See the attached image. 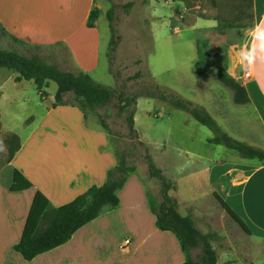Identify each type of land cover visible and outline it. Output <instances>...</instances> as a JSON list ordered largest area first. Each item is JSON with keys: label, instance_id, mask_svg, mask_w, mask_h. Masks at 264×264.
Returning a JSON list of instances; mask_svg holds the SVG:
<instances>
[{"label": "rangeland", "instance_id": "rangeland-1", "mask_svg": "<svg viewBox=\"0 0 264 264\" xmlns=\"http://www.w3.org/2000/svg\"><path fill=\"white\" fill-rule=\"evenodd\" d=\"M99 16L95 19L101 34L102 49L100 62L95 66L89 60L88 72L97 82L120 89L123 80L142 70L143 78L127 82L128 95L141 85L154 80L163 87L205 107L221 127L233 137L252 145L263 142V134L257 113L251 104L234 101L233 90L222 83L217 75L221 64L231 59V44H240L245 30L253 25V0H95ZM133 1L130 8L124 4ZM113 8V25L117 29L119 44L112 62L107 55L111 40L110 20L107 11ZM179 9V11H177ZM16 50L26 56L38 55L46 63L54 64L62 70L82 72L74 66L64 46L54 49L47 47L28 48L19 45L2 33L0 47ZM3 48V47H1ZM228 60V59H227ZM228 65V64H227ZM232 75L237 69L230 72ZM92 71H91V70ZM111 69V71H110ZM16 73L13 69L3 68ZM6 75H0V81ZM57 83L50 80L44 90L49 98L57 91ZM6 94L0 99L1 120L5 127L22 134H29L32 128L21 121L24 117H41V96L33 80L15 87L12 81L5 84ZM24 98L26 102H16ZM72 105L80 107L75 96H67ZM39 101V102H37ZM45 104L42 105L44 108ZM135 109L132 133L126 120ZM66 110L53 113L48 123L38 127L34 142L48 147L53 137L64 146L69 140L75 146L97 143L102 140V118L108 123L105 128L107 155L116 152L118 163L123 160L128 166L136 167V177L149 189L152 202L160 200L156 187L160 181L150 178L145 159L147 149L156 164L166 176L176 183L171 194L185 202L196 214L199 229L206 233L217 232L213 245L218 250V264H262L264 262V242L250 236L227 213L213 195V188L200 173V157L225 158L239 156L224 145L209 142L213 131L193 118L185 110L147 97H140L137 104L125 112L118 110V98L102 107L84 108V117L77 110L76 117L69 121L63 118ZM44 114V111H43ZM74 115V114H73ZM13 133L4 131L0 125V164L9 158V147ZM8 148V152L5 150ZM115 151V152H114ZM115 155V154H114ZM240 157V156H239ZM131 174V173H130ZM113 176L121 173L115 168ZM225 180V178L223 179ZM155 190V191H154ZM50 212L47 214L49 217ZM192 214V213H191ZM193 215V214H192ZM43 220L41 230L47 226ZM200 249H195V255Z\"/></svg>", "mask_w": 264, "mask_h": 264}, {"label": "crops", "instance_id": "crops-1", "mask_svg": "<svg viewBox=\"0 0 264 264\" xmlns=\"http://www.w3.org/2000/svg\"><path fill=\"white\" fill-rule=\"evenodd\" d=\"M95 4V0H0V29L9 40L28 48L54 49L64 46L77 69L88 71L86 63L90 60L94 64L95 60L93 70L105 53L97 25L91 27L88 24ZM252 17L253 24L264 19V0H253ZM245 42L244 33L242 42L231 44L230 50H239ZM1 47L6 48L5 45ZM227 59L226 67L229 68L232 60ZM3 68L0 67V75H6V78L0 81V99L6 94L4 89L7 81H12L17 87L26 80L16 81L18 72L2 73ZM232 76L246 86L251 98L249 104L257 113L264 138V76L249 75L239 69ZM16 102L26 101L18 98ZM41 102L45 104L44 108L36 104L42 111L41 117L26 116L21 119L27 123L31 118L28 126L33 128L27 135L5 127L0 111L2 129L16 134L20 139V148L12 159L0 164V264L183 263L186 254L177 235L156 225L149 189L136 177L135 171L129 174L123 188L118 191L119 205L103 211L64 244L30 260L15 250L14 246L21 240L38 190L49 198L50 208L59 207L91 186L107 182L110 172L118 164L115 151V155H107V141L110 138L104 126L101 142L93 144L83 142L75 146L68 140L64 146H60L59 139L55 137L48 147L34 142L38 127L42 124L53 127L48 123L53 113L66 110L63 111V118H68L67 121L77 116V110L82 114L81 122L82 116H85L76 105L54 107L53 100L49 98H41ZM256 146L264 148V139ZM5 150L8 152V148ZM200 159L199 172L205 175L207 184L213 191L219 192L246 221L252 230V234L248 235L258 237L260 243L264 242V162L239 156L209 159L203 155ZM15 169H19L32 182L30 188L12 190ZM152 187H156L160 196V187L154 183ZM161 199H158V203ZM177 199L180 213H192L196 218L195 212L187 207L188 202ZM43 220L40 222V231L43 230ZM127 238L130 242L125 244ZM194 251L192 256L197 259L198 255Z\"/></svg>", "mask_w": 264, "mask_h": 264}, {"label": "trees", "instance_id": "trees-1", "mask_svg": "<svg viewBox=\"0 0 264 264\" xmlns=\"http://www.w3.org/2000/svg\"><path fill=\"white\" fill-rule=\"evenodd\" d=\"M133 5L134 2L130 1L124 4V7L130 8ZM113 14L114 9L110 8L107 11L111 31V40L107 53L110 62H112L119 44L118 31L112 23ZM98 16L99 10L93 7L88 20V24L91 27L95 26L94 21ZM15 40L18 41L16 38ZM19 42L23 43L20 40ZM0 67L13 69L18 72L16 81L22 79L34 80L37 90L44 98L48 96L44 88L50 80L55 81L58 88L53 95L54 107L72 105L67 99L70 93L80 103L79 108L82 111H84L86 106L91 108L105 106L116 96L120 112H125L134 107L140 97L166 102L174 108L185 110L197 121L208 126L213 131V136L209 138V142L224 145L228 149L235 151L241 158L258 159L264 162V148L233 137L221 127L205 107L163 87L154 80L141 85L138 90L128 95L125 91L127 82L143 78L144 73L142 70H137L133 75L123 80L120 89L111 88L97 82L87 72L74 73L62 70L54 64L42 61L38 55L26 56L16 50L1 47ZM217 75L222 83L233 90L236 103L249 104L251 102L246 86L228 72L226 65L221 64L219 66ZM134 114L135 109L130 111V114L126 117L132 133L136 132ZM101 123L105 128L108 127L105 119L102 118ZM11 141L8 159H12L20 148V139L16 134L12 135ZM145 159L149 176L160 181L161 202L158 204L152 202V211L156 215V225L162 230H170L177 235L181 248L186 254V260L181 264H218V253L213 245V240L218 233L214 231L202 232L192 214L182 215L180 213L178 210V199L171 194V190L176 188V183L168 178L156 164L148 149ZM115 168L121 173L120 177L113 176ZM115 168L110 172V179L107 182L102 185L91 186L72 201L59 207L50 208L49 198L38 190L34 196L21 240L14 246L15 250L21 253L24 258L30 260L42 252L67 242L75 232L97 218L106 209L116 208L120 203L118 191L123 188L129 174L136 171V167L128 166L121 160ZM32 185V182L19 169H15L11 186L12 190H23L30 188ZM214 196L240 227L246 233L252 234V230L246 221L228 201L217 191H214ZM49 212V217H47ZM42 219H45L48 224L45 229L40 231L39 226ZM194 249H200L197 259L192 256Z\"/></svg>", "mask_w": 264, "mask_h": 264}, {"label": "clouds", "instance_id": "clouds-1", "mask_svg": "<svg viewBox=\"0 0 264 264\" xmlns=\"http://www.w3.org/2000/svg\"><path fill=\"white\" fill-rule=\"evenodd\" d=\"M245 41L231 54L230 72L239 69L249 75L264 76V19L245 30ZM0 150H3L2 142Z\"/></svg>", "mask_w": 264, "mask_h": 264}, {"label": "built area", "instance_id": "built-area-1", "mask_svg": "<svg viewBox=\"0 0 264 264\" xmlns=\"http://www.w3.org/2000/svg\"><path fill=\"white\" fill-rule=\"evenodd\" d=\"M129 242H130V239L127 238V239L125 240V244H128Z\"/></svg>", "mask_w": 264, "mask_h": 264}]
</instances>
